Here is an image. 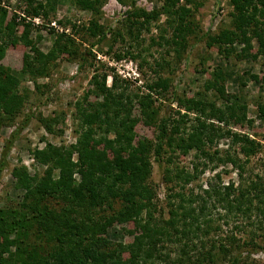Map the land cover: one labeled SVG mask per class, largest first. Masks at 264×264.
I'll return each mask as SVG.
<instances>
[{
  "label": "rangeland",
  "instance_id": "374dc122",
  "mask_svg": "<svg viewBox=\"0 0 264 264\" xmlns=\"http://www.w3.org/2000/svg\"><path fill=\"white\" fill-rule=\"evenodd\" d=\"M76 1L0 0V72L16 76L18 84L14 91L21 101L15 115L0 109V159L5 143L11 146L6 165L0 171V209L19 208L25 199L26 189L18 184L16 169L26 170L33 184L48 176L49 166L35 157L38 149L52 145L63 148L62 151L72 150L71 159L76 161L75 146L83 141L88 146L95 145L111 160L117 159L109 145V141L118 140L115 130L106 122L89 126L79 114V109L85 108L91 113L99 111L102 120L114 119L117 113L119 118H125L126 114L111 102L113 98L108 91L101 93L94 83L96 79L101 83L104 73L107 86L112 85L115 77L117 92L126 87L130 94L146 91L147 84L159 77L167 79L169 88L160 91L170 95L173 102L166 96L156 98L158 117L174 113L178 98L206 99L205 111L216 116L207 121L229 130L225 137L246 133L263 143L262 149L251 156L244 176L264 174V11L257 15L256 24L247 25L241 15V20L237 19L240 0H177L171 6L168 0H94L93 9L82 8ZM40 2L46 9H40L38 14L24 11L27 6L39 8ZM182 6L190 11L181 18ZM258 7L263 5L259 3ZM250 10L253 11L252 7ZM92 23L105 34L100 42L97 41L102 33H92ZM25 30L29 31L27 36ZM224 32L232 39L216 40ZM56 44L59 47L49 55ZM5 99L0 98V102ZM230 103L236 106L232 112L226 111ZM129 108L134 144L150 150L148 157L152 165L145 181L153 190L150 209L156 221L168 219L173 187L163 180L166 168L191 169L192 164L204 159L195 150L172 153L167 146L164 161L158 162L154 156L157 125L145 124L137 107ZM219 114L222 119L218 118ZM174 115L179 118L176 112ZM188 115L183 127L196 124V112L189 111ZM90 127L91 136L85 137ZM124 129V125L120 127L121 132ZM230 143V139L224 138L219 141L218 149H230L244 157L242 144ZM115 144L119 146L118 142ZM170 156L172 161L168 162ZM216 170L223 171L225 183L239 180L237 170L230 165H221ZM58 175L59 167L53 168L52 178ZM211 175L208 168L193 184ZM73 177L76 182L80 180L77 172ZM46 202L57 211L63 206L54 198ZM123 207V199L116 197L94 208L92 216L104 221L118 215ZM147 213L143 209L127 222L113 221L105 233L110 242L107 247L126 249L139 232L138 221L146 218ZM159 227L167 225L159 224ZM256 241L260 248L248 247L250 253L243 252L242 264H264V234L260 233ZM161 245L162 253L172 254V259L176 257L174 244L160 242ZM50 249L51 246H46V253ZM128 255L124 252L122 257ZM5 256L4 264H19L15 254ZM150 262L158 264L159 259Z\"/></svg>",
  "mask_w": 264,
  "mask_h": 264
},
{
  "label": "trees",
  "instance_id": "16d2710c",
  "mask_svg": "<svg viewBox=\"0 0 264 264\" xmlns=\"http://www.w3.org/2000/svg\"><path fill=\"white\" fill-rule=\"evenodd\" d=\"M176 1L168 0L170 6L175 5ZM76 2L82 8L93 9L96 6L94 0ZM259 3L263 5L262 8L258 7ZM237 4V19L240 21L242 16L247 25L256 24L257 15L264 11V0H240ZM250 7L253 11H249ZM40 9H46L43 2L39 3V8L27 6L24 11L38 14ZM180 9L181 18L190 11L185 6ZM90 31L97 35L102 33L97 42L105 38L103 30L95 23H92ZM28 33L25 30L24 35ZM228 34L224 32L216 40H231ZM58 47L56 44L49 55ZM101 79V83L97 79L94 83L101 93L108 91L113 98L111 102L116 108L119 107L118 111L126 114L125 118H119L117 113L114 119L102 120L99 111L91 113L85 108H80L79 114L89 126L106 122L115 130L118 140L109 141V145L114 148L117 159L111 160L95 145L88 146L83 141L75 146L78 151L76 161L71 159L72 150L62 151L63 148L52 145L36 150L34 154L38 161L49 166L48 176L35 185L26 170H15L18 184L26 189V194L21 207L0 209V264L7 261L5 255L9 253L16 255L19 264H156L150 262L155 258L159 259L158 264H242L245 259L243 252L247 250L250 253L248 247L259 249L256 238L260 233L264 234V174L244 176L251 156L262 149L263 143L246 133H233L235 137H225L230 134L229 130L207 121L216 116L208 115L205 111L206 99L203 98H178L175 112L179 118L175 117V112L158 117L155 102L156 98L166 96L160 89L166 91L169 88L167 79L159 77L152 80L147 84L146 91L135 94L127 92L126 87L117 92L119 87L115 77L111 86L106 84L107 74L104 73ZM17 84L16 76L0 72V98H7L0 102V109L10 115H15L21 102L14 91ZM166 98L173 102L170 95L167 94ZM128 107H137L145 124L157 125L154 156L158 162L164 161L163 153L167 151V146L172 153L186 154L195 150L197 156L204 159V162L192 164L191 169L186 166L166 168L163 180L172 183L173 187L169 195L168 219L156 221L150 209L153 190L145 183L152 165L148 157L150 150L134 144L133 118ZM182 107H185L183 113ZM234 109L236 106L231 103L226 106V111L232 112ZM189 111L196 112V124L183 127ZM217 116L222 119V114ZM123 125L125 129L121 132ZM91 133L90 127L85 137H90ZM224 138L230 139L231 145L242 144L244 157L230 149H218L219 141ZM10 147L9 143H5L0 171L6 165ZM171 161L172 156L168 159V162ZM221 165H230L237 170L238 182L229 180L225 183L223 171L216 170ZM55 167H59V175L52 178ZM208 168L212 171L209 179L194 185ZM75 172L80 175L78 182L73 177ZM192 184L193 187L190 186ZM123 185L128 186L122 188ZM116 197L123 199V210L114 217L97 221L92 216L94 208ZM48 198L63 203L61 210H53L46 202ZM143 209L149 213L138 221L139 232L126 249L107 247L110 244L105 237L108 226L113 221L127 222ZM159 224L167 225L166 229L159 227ZM224 225L229 227L224 228ZM160 242L174 244V259L171 258L172 254L161 252L164 247H159ZM48 245L51 249L46 253L45 247ZM124 252H128V257H122Z\"/></svg>",
  "mask_w": 264,
  "mask_h": 264
}]
</instances>
